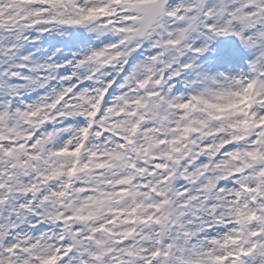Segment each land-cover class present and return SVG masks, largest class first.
Listing matches in <instances>:
<instances>
[{
  "label": "snow or ice",
  "instance_id": "snow-or-ice-1",
  "mask_svg": "<svg viewBox=\"0 0 264 264\" xmlns=\"http://www.w3.org/2000/svg\"><path fill=\"white\" fill-rule=\"evenodd\" d=\"M0 264H264V0H0Z\"/></svg>",
  "mask_w": 264,
  "mask_h": 264
}]
</instances>
